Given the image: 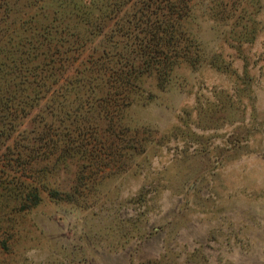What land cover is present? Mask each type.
Listing matches in <instances>:
<instances>
[{
	"label": "rangeland",
	"instance_id": "1",
	"mask_svg": "<svg viewBox=\"0 0 264 264\" xmlns=\"http://www.w3.org/2000/svg\"><path fill=\"white\" fill-rule=\"evenodd\" d=\"M114 2L0 0V264H264V0L197 1L202 65L144 75L111 120L90 67ZM14 123L70 150L7 157Z\"/></svg>",
	"mask_w": 264,
	"mask_h": 264
},
{
	"label": "trees",
	"instance_id": "2",
	"mask_svg": "<svg viewBox=\"0 0 264 264\" xmlns=\"http://www.w3.org/2000/svg\"><path fill=\"white\" fill-rule=\"evenodd\" d=\"M114 1L111 8L109 4H105L106 17L101 25L109 47L103 48L101 54L93 57L90 67V71L94 73L93 77L90 75V79L105 89V96L100 97L101 107L111 120L115 111H123L135 102L142 92L141 79L144 75H154L158 86L162 87L174 68L180 64L199 67L204 62L200 45L186 25V20L199 0ZM204 1V5L216 10L220 14L219 18L223 19L232 17V11H236L239 8L237 3H240V0ZM116 4L117 7H114ZM109 21L111 24H107ZM16 104L11 107L16 119L30 115L23 105ZM52 109L54 110L53 103ZM56 114L58 116L59 112ZM16 127L14 123L8 129L7 135L14 151L11 144L8 145L7 157L17 155L41 159L43 152L39 146L46 143L63 154L70 150L64 134L58 131L49 133L42 129L34 131L33 135L21 136L18 132L23 133L25 129ZM20 194L25 195L21 197L24 202L33 197L35 200L32 205L40 201L38 188L34 185H28L27 193H22L21 189Z\"/></svg>",
	"mask_w": 264,
	"mask_h": 264
}]
</instances>
